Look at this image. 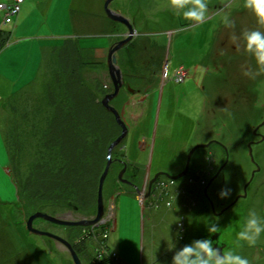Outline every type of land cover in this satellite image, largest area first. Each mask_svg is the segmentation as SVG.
<instances>
[{"label":"rangeland","instance_id":"374dc122","mask_svg":"<svg viewBox=\"0 0 264 264\" xmlns=\"http://www.w3.org/2000/svg\"><path fill=\"white\" fill-rule=\"evenodd\" d=\"M1 1L19 6L10 21L0 9V29L12 32L0 49V264H76L64 242L30 231L26 220L36 211L73 221L94 218L106 167L103 214L95 225L33 220L34 227L67 240L81 264H170L176 248L204 237L221 255L231 247L250 264H264V233L255 245L240 241L239 247L235 236L236 222L248 209L264 216V72L245 51L242 35L253 28L264 32L252 8L244 0H206V15L196 20L182 17L169 0H112L110 7L138 30L116 51L125 82L122 99L115 102L128 132L111 151L115 138L108 144L102 134L88 145L83 138L75 141V149L68 144L58 183L50 176L40 182L29 176L36 151L26 139L33 122L45 120L24 114L34 99L42 105L38 97L44 99L50 85L60 84L64 60L58 54L69 36V45L77 43L86 62L84 75L101 84V100L113 89L109 47L125 38L128 28L106 16L104 0ZM189 6L191 0L184 5ZM22 41L30 47L25 68L14 46ZM165 75L170 77L162 81ZM60 89L54 99L65 92ZM198 143L207 145L194 149L187 175L169 179L166 173L182 170ZM120 164L127 166L125 174ZM220 167L221 174L208 184ZM71 173L80 176L73 196L58 191ZM157 177L156 194L147 200L152 204L144 203L146 188ZM195 181L201 184L193 187ZM36 186L47 188L31 198ZM221 189L227 195L221 196ZM119 196L125 201L120 211ZM174 241L175 248H169Z\"/></svg>","mask_w":264,"mask_h":264},{"label":"trees","instance_id":"16d2710c","mask_svg":"<svg viewBox=\"0 0 264 264\" xmlns=\"http://www.w3.org/2000/svg\"><path fill=\"white\" fill-rule=\"evenodd\" d=\"M10 33L11 31L0 29V49L10 37ZM70 41L72 39L65 38L64 42L60 45L62 51H64V48L66 50L60 53L61 50L59 49L60 55L58 54V59L64 60V67L67 68V71L60 70L64 72V75L58 77L60 81L58 87L55 88L53 85H50L52 89L50 88L48 90L49 93L47 92L45 95L47 100L48 96H50V100H46L47 102L43 103L45 98L38 97V99H42V106L41 102L37 103L34 99L31 102L29 110H26L27 112L24 114L25 116L29 113V115L44 118L45 120L43 123H41L42 121L35 120L33 122L35 129L29 133V139H26L29 140V145L33 146L32 149L36 151V157H34V162L32 163L34 172H31L32 175H29L32 179L34 178L35 182L43 181L47 177L49 179L51 177L58 183L60 182L59 177L56 176L59 174L60 169L66 165L65 163H67L65 160V149L68 144H72L74 147V144L78 143L75 141L79 140L81 142L83 138L85 145H88L89 142L101 136V134L104 135L103 140L109 144L122 130L114 114L107 110L99 99L102 96V93L99 94L98 92L99 85L101 84L95 83L84 75L86 62L81 58L80 47L77 43L69 45ZM57 47L59 48V46ZM65 52L67 54L64 57ZM71 54H73L75 63H72ZM59 88L64 89L65 92H60L58 98L54 99L58 95ZM52 90H54L53 94L51 93ZM97 125L99 126L98 128L96 127ZM94 127L97 129H94ZM107 127L111 128L107 129ZM69 138L71 140H68ZM32 149L29 150L30 155L33 153L31 152ZM77 162L76 164H78ZM71 170L73 169L71 168ZM98 175L100 174L97 172L92 179L97 178ZM78 177L80 179L78 174L74 175L71 173V177L67 176V179L70 178L67 181L69 183L67 184L68 186L64 185L58 191L63 192L64 195L73 196L74 186L78 183ZM46 188L47 186H43V189L37 186L35 189L31 188V191L32 189L33 191L32 194L30 193V197L36 198L41 196L42 191Z\"/></svg>","mask_w":264,"mask_h":264},{"label":"clouds","instance_id":"9594fccd","mask_svg":"<svg viewBox=\"0 0 264 264\" xmlns=\"http://www.w3.org/2000/svg\"><path fill=\"white\" fill-rule=\"evenodd\" d=\"M174 9L185 18L200 20L206 15V0H191L193 6L184 7L188 0H169ZM245 7H251L258 17V22L264 24V0H244ZM225 23H230L227 16ZM244 49L255 59L259 71L264 72V32L258 28L245 30L243 33ZM248 74V69H244ZM226 189H221L220 195H227ZM238 230L235 233L237 247L240 241L248 245H255L261 234L264 233V216H260L253 209H248L247 215L237 220ZM214 230V229H210ZM176 242L169 248H175ZM170 264H250L247 256L241 255L233 248H228L221 255L207 237L193 239L173 252Z\"/></svg>","mask_w":264,"mask_h":264},{"label":"water","instance_id":"95a60500","mask_svg":"<svg viewBox=\"0 0 264 264\" xmlns=\"http://www.w3.org/2000/svg\"><path fill=\"white\" fill-rule=\"evenodd\" d=\"M110 1L111 0H104V10L106 12V15L114 20V21H119L123 24H125L128 28V34L125 38H123L122 40L120 41H117L115 42L114 44H112L108 50V54H107V63H108V67H109V74L111 76V79H112V82H113V85H114V90L112 92H109L107 94H105L103 96V98L101 99L102 101V104L110 111L113 112V114L115 115L116 117V121L117 123L121 126L122 130L120 132V134L111 142L110 146H109V151H111L112 147L118 143L120 140H122V138L124 136L127 135V132H128V126L127 124L124 122V120L121 118L119 112L117 111V109L110 103V100L116 96L119 92V88L120 86H122L123 82H122V71H121V68L119 67V65L117 64V57H116V51L121 48L129 39H131L133 37V25L131 24V22L129 21V19L127 18V16H125L124 14H122L121 12L113 9L110 7ZM207 143H198L196 144L189 152L188 156L192 155V152L194 151V149L196 147H199V146H206ZM249 152H250V155H252V146H251V143L249 144ZM253 156V155H252ZM188 169V166L186 168V170ZM255 171H253L254 173ZM107 173V167L106 169L104 170V172L102 173V175L100 176V182H99V194H98V212L96 214V216L94 218H91V219H79V220H65V219H62V218H59V217H55L53 215H50L46 212H42V211H36L34 213H32L26 220V225H27V228L34 232V233H39V234H47L51 237H54L56 239H59L61 240L62 242H64L66 244V246H68V248L71 250L72 252V256L76 262V264H81L80 263V260L76 254V252L73 250L71 244L63 239L62 237L58 236V235H55L49 231H46V230H41V229H38L36 227L33 226V220L34 218L36 217H41V218H44L46 220H49V221H52V222H55V223H60V224H83V225H90V224H94L96 223L98 220L101 219L102 217V214H103V201H102V185H103V181H104V178H105V175ZM184 172H182L181 174H183ZM169 177L171 178H177L179 177V175L181 174H169V173H166ZM217 174L214 175V177L216 176ZM213 177V178H214ZM154 180V178L152 179ZM209 184V183H208ZM246 193L244 194H241V196H245ZM239 197V196H238ZM237 197V198H238Z\"/></svg>","mask_w":264,"mask_h":264},{"label":"bare ground","instance_id":"6f19581e","mask_svg":"<svg viewBox=\"0 0 264 264\" xmlns=\"http://www.w3.org/2000/svg\"><path fill=\"white\" fill-rule=\"evenodd\" d=\"M111 2H112V0L110 1V4H111ZM112 20V19H111ZM115 22H119V21H115ZM119 23H121V22H119ZM134 27V26H133ZM138 33V30L136 29V28H133V34L134 35H136ZM119 37H121V36H119ZM65 38V37H64ZM68 39V38H67ZM119 40L118 41H120V40H122V39H120V38H118ZM131 39H133V37L131 38ZM64 42V40H62V43ZM61 43V44H62ZM110 48V47H109ZM60 55V54H59ZM106 60H108L107 59V56H106ZM84 61V60H83ZM76 61H75V59H74V61H72V63H75ZM107 64V68H108V71H109V67H108V63H106ZM60 70V69H59ZM61 70H64V71H67V68H65V67H63ZM179 73V72H178ZM169 75H165V76H163V78L161 79L162 81H165V80H167V78H169L168 77ZM178 76V74H176V77ZM109 77H110V79H111V76H110V74H109ZM175 79H177V78H175ZM122 82H123V84H122V86H120V88H119V91L121 90V91H123V86H124V82H125V79H124V75H123V73H122ZM110 85H113V82H112V79H111V81H110ZM128 89H130V90H132L133 88H131V87H129L128 86ZM111 91L110 92H112L113 90H114V85H113V89H110ZM107 93H109V92H107ZM106 93V94H107ZM118 94H119V92H118ZM117 94V95H118ZM116 95V96H117ZM116 96H114L113 98H115ZM113 98L110 100V103L117 109V111L119 112V114H120V116H121V118L124 120V122L125 123H127L126 122V119H124V116H123V113H121V111H119V106L118 105H116V103L114 102V101H112L113 100ZM101 103H102V101H101ZM104 106V105H103ZM105 107V106H104ZM106 108V107H105ZM107 109V108H106ZM150 109V108H149ZM108 110V109H107ZM151 110V109H150ZM110 111V110H109ZM110 112H112V111H110ZM113 113V112H112ZM115 116V115H114ZM115 119H116V117H115ZM191 155L190 156H187L183 161V167H182V170L181 169H179V171H177V172H175V173H171V172H168L169 174L171 173V174H181L182 172H184L183 174H181V175H179V177H177V178H175V180L177 181V179L178 178H182V177H185V175H187V173H188V170H190V168H191V164H192V162H191ZM187 166H188V169L186 170V168H187ZM221 170H218V173L220 172ZM168 178L169 179H174V178H171V177H169L168 176ZM215 178V177H214ZM214 178H212V179H210L209 181H208V183L210 184V183H212L213 182V180H214ZM201 184V183H200ZM199 183H194L193 185V187H196V186H198V185H200ZM205 188V187H204ZM206 189V188H205ZM182 190V189H181ZM183 195H186V193H187V191L186 190H184L183 192ZM134 198H136V197H134ZM140 202V201H139ZM140 204H141V202H140ZM93 225H95V224H93Z\"/></svg>","mask_w":264,"mask_h":264},{"label":"crops","instance_id":"0c3cea01","mask_svg":"<svg viewBox=\"0 0 264 264\" xmlns=\"http://www.w3.org/2000/svg\"><path fill=\"white\" fill-rule=\"evenodd\" d=\"M102 12V11H101ZM99 17H102V15L101 16H99ZM19 30V27L18 28H14V33L16 32V30ZM12 34V33H11ZM65 38H69V39H72L73 37H65ZM25 43H27L26 41H22V43L20 44H17V45H14L16 48H17V50H19V52H20V54H19V56H21V58H23V62H24V67L23 68H25V65H27V62H25L27 59H28V57H29V54H30V51L28 50V48H30V47H28L27 48V45L25 44ZM7 44H9V43H7L6 42V44L2 47V49L3 48H5L6 46H7ZM54 45V44H53ZM61 45V44H60ZM14 46H11L10 48H12V47H14ZM57 47V46H56ZM10 48H8L7 49V51H9V49ZM54 49V48H53ZM81 50V49H80ZM25 57V58H24ZM29 59H30V57H29ZM23 74L24 73H21V74H19V75H17L18 77H22L23 76ZM153 93V91H150L148 94H147V96L149 97L151 94ZM148 102V101H147ZM148 106V105H147ZM149 108V107H148ZM138 124V123H137ZM137 124H136V126H137ZM136 128V127H135ZM135 130V129H134ZM182 188H184V186H182ZM181 188V189H182ZM181 192V195L183 194L182 192H183V190H181L180 191ZM173 196H177L176 197V199L180 196V193H177V195H173ZM125 203V201L123 202L122 201V198H121V196H119L118 197V200H117V206H118V209H119V211H120V209H121V205H123ZM136 204L135 205H137V202H135ZM149 204H151V203H149ZM153 206V205H152ZM152 214V213H151ZM119 221H120V219L118 218V221H117V223H118V227H117V230L119 229V227H120V225H119ZM118 250V249H117Z\"/></svg>","mask_w":264,"mask_h":264},{"label":"flooded vegetation","instance_id":"af4514ba","mask_svg":"<svg viewBox=\"0 0 264 264\" xmlns=\"http://www.w3.org/2000/svg\"><path fill=\"white\" fill-rule=\"evenodd\" d=\"M120 93H121V90L119 91V94H120ZM119 94H118L115 98H113V101H114V102H115L116 100H120V98L122 99V96L120 97V95H122V94H120V95H119ZM115 103H116V102H115ZM194 152H195V151H194ZM194 152H193L192 155H191V158H190L191 161L193 160V154H194ZM210 152H211V151H210ZM227 153H228V152H227ZM210 155L214 157V155L212 154V152L210 153ZM193 161H194V160H193ZM121 164H122V162H121ZM121 164H120V166H122V167H126V168H124L123 171H122V172L125 174V173H126V170H125V169H127V166H124V164H123V165H121ZM222 166H223V165H222ZM222 166H221V167H222ZM221 167L218 168V169L221 170V171H220L219 173H218V171L216 172L217 175L215 176L214 179H216V178L221 174V172H222V168H221ZM132 173H133V172H132ZM133 175H134V174H133ZM130 177H133V176L130 175ZM128 179H130V178L128 177ZM131 179H132V178H131ZM159 179H160V178L157 177V178L154 180V182H152V184H150V186H151L150 188L146 186V187H147V188H146V192H145V195H146V196H145V200H146V201H145L144 203H146L147 200H149L148 198H149L152 194L155 193V189L158 187L157 184H158V182H159ZM124 181H125V180H124ZM145 183H146V181H145ZM159 183H160V182H159ZM194 183H198V182L195 181ZM182 190L184 191L185 188H183ZM155 194H156V193H155ZM160 195H161V194H160ZM146 198H147V199H146ZM158 198H159V197H157V199H158ZM147 203H149V201H148ZM151 204H152V203H151ZM156 204H157V203H156ZM155 206H156V205H155ZM215 248H216V247H215ZM218 251H219V250H218Z\"/></svg>","mask_w":264,"mask_h":264},{"label":"built area","instance_id":"2783aa9c","mask_svg":"<svg viewBox=\"0 0 264 264\" xmlns=\"http://www.w3.org/2000/svg\"><path fill=\"white\" fill-rule=\"evenodd\" d=\"M19 1H23V0H19ZM16 6H19V5L14 4L13 1H11V2L1 1L0 2V9L2 11H4V15H6L5 19L10 21V20H12L13 16H16V14H17V9H15Z\"/></svg>","mask_w":264,"mask_h":264}]
</instances>
